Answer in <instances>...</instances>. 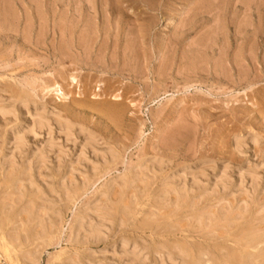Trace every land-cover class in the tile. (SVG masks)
Wrapping results in <instances>:
<instances>
[{
	"label": "rangeland",
	"instance_id": "374dc122",
	"mask_svg": "<svg viewBox=\"0 0 264 264\" xmlns=\"http://www.w3.org/2000/svg\"><path fill=\"white\" fill-rule=\"evenodd\" d=\"M117 1L0 0V264H264V0Z\"/></svg>",
	"mask_w": 264,
	"mask_h": 264
},
{
	"label": "bare ground",
	"instance_id": "6f19581e",
	"mask_svg": "<svg viewBox=\"0 0 264 264\" xmlns=\"http://www.w3.org/2000/svg\"><path fill=\"white\" fill-rule=\"evenodd\" d=\"M116 1H117V0H116ZM121 1H122V0H121ZM189 1H190V0H189ZM29 2H30V1H29ZM117 2H118V1H117ZM119 2H120V1H119ZM125 2H126V0H125ZM136 2H138V1H136ZM163 2H164V1H163ZM163 2H162V3H163ZM91 3H92V2H91ZM107 3H108V2H107ZM152 3H153V2H152ZM212 3H213V2H212ZM101 4H102V3H101ZM108 4H109V3H108ZM111 4H112V3H111ZM103 5H104V4H103ZM129 5H130V4H129ZM160 5H161V3H160ZM93 6H94V5H93ZM101 6H102V5H101ZM165 6H166V5H165ZM201 6H202V5H201ZM212 6H213V5H212ZM212 6H211V7H212ZM82 7H83V6H82ZM94 7H95V6H94ZM102 7H103V6H102ZM107 7H108V6H107ZM109 7H110V6H109ZM136 7H137V6H136ZM199 7H200V6H199ZM92 8H93V7H92ZM194 8H195V7H194ZM208 8H210V7H208ZM99 9H100V8H99ZM192 9H193V8H192ZM205 9H206V8H205ZM109 10H110V9H109ZM121 10H122V9H121ZM158 10H159V9H158ZM177 10H178V9H177ZM93 11H94V10H93ZM141 11H142V10H141ZM209 11H210V10H209ZM94 12H95V11H94ZM119 12H120V11H119ZM121 12L123 13V11H121ZM206 12H207V11H206ZM96 13H97V12H96ZM102 13H103V12H102ZM209 13H210V12H209ZM81 14H82V13H81ZM146 14H147V13H146ZM92 15H93V14H92ZM193 15H194V14H193ZM97 16H98V15H96V17H97ZM120 16H121V13H120ZM143 16H144V15H143ZM197 16H198V15H197ZM129 17H130V16H129ZM146 17H147V16H146ZM192 17H193V16H192ZM134 19H135V18H134ZM192 19H193V18H192ZM192 19H191V20H192ZM137 20H138V19H137ZM144 20H145V19H144ZM146 21H147V20H146ZM188 21H189V20H188ZM85 22H86V21H85ZM192 22H193V21H192ZM94 23H95V22H94ZM84 24H86V23H84ZM140 25H141V24H140ZM146 29H147V28H146ZM258 30H259V29H258ZM142 32H143V31H142ZM140 33H141V32H140ZM148 33H149V32H148ZM89 40H90V39H89ZM125 51H126V50H125ZM64 57H65V56H64ZM85 60H86V59H85ZM81 69H82V68H81ZM63 74H64V73H63ZM65 74H66V73H65ZM60 77H61V76H60ZM65 77H66V76H65ZM62 79H63V78H62ZM54 81H55V80H54ZM52 83H53V82H52ZM79 83H80V82H79V79H78L75 75H73V73H70V75L68 74V77H67V85H68V86H71V87H72V86L78 85ZM30 87H31V85H30ZM46 87H47L46 91L50 92V91L52 90L53 92H57L56 95H58L59 98H61L62 100H68V99H70L69 91H67V90L65 89V87H63V85L60 84L59 82H55L52 86H46ZM26 90H27V89H26ZM49 90H50V91H49ZM99 90H100V89H99ZM79 91H80V88H79ZM48 92H47V93H48ZM79 93H80V92H79ZM20 96H21V95H20ZM93 97H98V98H99V97H101V95H94ZM112 97H113V99H121V98H122L120 92L115 93ZM23 100H24V99H23ZM30 100H31V99H30ZM33 101H34V100H33ZM2 105H3V104H2ZM2 105H1V106H2ZM4 105H5V104H4ZM21 105H22V104H21ZM27 105H28V104H27ZM18 106H19V105H18ZM8 108H11V107H8ZM4 109H5V108H4ZM6 109H7V108H6ZM6 109H5V110H6ZM17 109H18V108H17ZM32 109H33V108H32ZM0 110H1V108H0ZM8 110H9V109H8ZM11 110H12V108H11ZM11 110H10V111H11ZM3 111H4V110H2V113H3ZM12 111H13V110H12ZM18 111H19V110H18ZM8 112H9V111H7V113H8ZM13 112H14V111H13ZM15 112H16V111H15ZM38 112H39V111H38ZM18 113H19V112H18ZM39 113H41V111H40ZM39 113L37 114V111H36V112H35V115H37V116H36V117H32L31 119L34 118L33 121H35V123H32V124H34L35 127L37 126V130L39 129V130L41 131V130H43L44 127L46 128V126H49V125H51V124L49 123V121H50L49 119H50V118L48 119V117H49L48 115H46V116H48V117L45 116V114H44L45 112H42V115H41V114L39 115ZM57 113H58V112H57ZM5 114H6V113H5ZM10 114L13 115V113H11V112H10ZM10 114H9V118H10ZM16 114H17V113H16ZM7 115H8V114H6V116H7ZM14 115H15V114H14ZM14 115H13V117H14ZM20 115H21V114H20ZM28 115H29V114H28ZM6 116H5V117H6ZM5 117H4V118H5ZM7 117H8V116H7ZM23 117H24V116H23ZM20 118H21V117H20ZM2 119H3V118H2ZM36 119H37V120H36ZM58 120H60V119L58 118ZM15 121H16V120H15ZM31 121H32V120H31ZM33 121H32V122H33ZM50 122H51V121H50ZM65 122H66V121H65ZM65 122H64L65 125H62V124H61V125L58 124V125L61 126L62 129L64 128L63 131H64V130L66 131V132L64 131V132H65V135H66V137H69L68 139H69V141H70V140L72 139V137H70V136H74V132H75V131H74V128H75V127H73V124H72V125L69 124L68 121H67L66 123H65ZM57 123H58V122H57ZM57 123H56V124H57ZM59 123H61V122H59ZM34 125H32L31 128L29 127L30 130H28V131H30L31 133H33L34 135H36V134H35L36 129H35V127H33ZM74 125H75V124H74ZM59 126H58V127H59ZM7 127H8V126H7ZM32 127H33V128H32ZM50 127H51V126H49L48 129H51V130H52V127H51V128H50ZM61 127H59V128H61ZM29 128H28V129H29ZM76 128H78V126H77ZM31 129H34V130H33L34 132H32ZM26 130H27V129H26ZM26 130H23V131L27 132ZM78 130L80 131V133H81V132H84V133L86 132V130L83 129V127H82V128L80 127ZM84 130H85V131H84ZM49 131H50V130H48V133H49ZM30 132H27V133H24V134H23V132H21L22 135H20L19 133H17V134L20 135V137H21V138H19V139H22V138H24V137L27 136V135L24 136L25 134H28V133H30ZM37 132H38V131H37ZM37 132H36V133H37ZM76 132H77V131H76ZM84 133H83V135H84ZM86 133H87V134H85V138L87 139V144H91V145H92L94 142H95V144H96L97 141H94V140L96 139V138H95V135H94L92 132L89 133L88 131H87ZM51 134H52V133H51ZM51 134H50V136H51ZM78 134H79V132H78ZM78 134H77V135H78ZM31 135H32V134H31ZM83 135H82V136H83ZM86 135H88L89 137H86ZM93 135H94V136H93ZM22 136H23V137H22ZM78 136H79V135H78ZM14 137H15V139H18V138H16V136H14ZM66 137H65V138H66ZM73 138H74V137H73ZM94 138H95V139H94ZM15 139H14V140H15ZM19 139H18V141H19V142H22V141H20ZM52 139H53V138H52V136H51L50 140H48V141H49L48 143H51V144H49L50 147H51V146H52V147L54 146ZM237 139H238V138H237ZM23 140H24V139H23ZM238 140H240V138H239ZM15 141H16V140H15ZM66 141H67V140H66ZM74 141H75V140H74ZM13 142H14V141H13ZM13 142H12V143H13ZM24 142L28 143L27 140H26V138H25V141H24ZM24 142H23V143H24ZM70 142H72V141H70ZM75 142H76V141H75ZM75 142H72V143H75ZM16 143H17V146H18V144H20V143H18L17 141H16ZM23 143H21V144H23ZM48 143H47V144H48ZM234 143H235V141H234ZM240 143H241V142H240ZM240 143H238V141H237L236 144H238L239 147H240V146H241ZM14 144H15V143H14ZM21 144L18 146L19 149H20V148L23 149V148L26 147V146H22ZM242 144H244V143H242ZM23 145H25V143H24ZM44 145H45V144H44ZM55 145H56V144H55ZM85 145H86V144H85ZM91 145H90L89 147H92V148H93L94 145H92V146H91ZM234 145H235V144H234ZM15 146H16V144H15ZM21 146H22V147H21ZM83 146H84V145H83ZM96 146H97V144H96ZM13 147H14V146H13ZM47 147H48V146H47ZM86 147H87V145L85 146V148H86ZM235 147H236V146H235ZM55 148H56V147H55ZM83 148H84V147H83ZM236 148H237V147H236ZM241 148H242V147H241ZM43 149H44V147H43ZM46 149H47V148H46ZM50 149H51V148H50ZM52 149H53V148H52ZM237 149H238V148H237ZM239 149H240V148H239ZM47 150H48V149H47ZM62 150H63V149H62ZM50 151H51V150H50ZM240 151H241V150H240ZM109 152H110V150H109ZM115 152H116V150H115ZM31 153H32V152H31ZM117 154H118V153H117ZM32 155H33V154H32ZM46 155H47V154H46ZM107 155H108V154H107ZM111 155H112L111 158H113V157H114V152H112ZM115 155H116V154H115ZM34 156H35V155H34ZM37 156H38V155H37ZM40 156H41V155H40ZM115 157H116V156H115ZM115 157H114V160L117 159V158H115ZM118 157H119V156H118ZM107 158H108V157H107ZM104 159H105V158H104ZM114 160H113V161H114ZM106 161H107V159H106ZM116 161H117V160H116ZM103 162H104V161H103ZM103 164H104V163H103ZM225 169H226V167H225ZM248 169H249V168H248ZM226 170H227V169H226ZM247 171H248V170H247ZM250 171H251V170H250ZM256 171H257V170H256ZM256 171H255V172H256ZM222 172H223V171H222ZM226 172H227V171H226ZM247 173H248V172H247ZM224 174H225V173H224ZM243 174H244V173H243ZM221 175H222V174H221ZM221 175H220V176H221ZM240 175H242V174H240ZM248 175H250V174H248ZM255 175H256V174H255ZM255 175L253 174V176H255ZM257 175H258V174H257ZM185 176H186V175H185ZM246 176H247V175H246ZM251 176H252V174H251ZM253 176H252V177H253ZM258 176H259V175H258ZM122 177H124V176H122ZM122 177H121V178H122ZM223 177H224V176H223ZM223 177H222V178H223ZM229 177H230V176L228 175V178H229ZM218 178H219V177H218ZM218 178H217V179H218ZM228 178H227V179H228ZM253 178H254L253 180H252V178H251V182H252L253 185L256 184V183L261 179V178L258 179V177H257V180H258V181H257L255 177H253ZM124 179H125V178H123L122 180H124ZM223 179H224V178H223ZM119 180H121V179L119 178ZM194 180H195V179H194ZM240 180H241V179H240ZM116 181H117V180H116ZM126 181H127V180H124V182H126ZM220 181H221V180H220ZM220 181H218V182H220ZM225 181H226V179H225ZM225 181H224V183L227 182V181H226V182H225ZM243 181H245V180H243ZM216 182H217V181H216ZM216 182H214V183L216 184ZM221 182H223V181H221ZM230 182H232V180H231ZM241 182H242V181H241ZM224 183H222V184H224ZM123 184H125V183H123ZM229 184H230V183H229ZM250 184H251V183H250ZM199 185H200V184H199ZM199 185H198V186H199ZM213 185H214V184H213ZM218 185H219V183H218ZM231 185H232V184H231ZM257 185H258V184L254 185V186L257 187ZM214 186H215V185H214ZM214 186H213V187H214ZM221 186H222V185H221ZM223 186H224V185H223ZM254 186H253V187H254ZM184 187H185V186H184ZM216 187H217V186H216ZM216 187H215V188H216ZM227 187H228V186H227ZM229 187H230V186H229ZM226 189H227V188H226ZM255 189H256V188H255ZM64 202H65V201H64ZM261 214H262V213H261ZM209 216H211V214H209ZM209 216H208V217H209ZM212 217H213V216H212ZM214 217H215V216H214ZM77 218H78V217H77ZM201 218H202V217H201ZM203 218H204V217H203ZM75 220H76V219H75ZM79 220H80V219H79ZM82 220H83V219H82ZM206 220H210V218H209V219H206ZM83 221H85V220H83ZM205 222H206V221H205ZM78 224H79V223H78ZM80 224H81V223H80ZM93 226H94V225H93ZM93 226H92V227H93ZM90 227H91V226H90ZM94 227H95V226H94ZM97 228H98V226H97ZM95 229H96V228H94V230H95ZM247 229H248V228H247ZM254 229H255V228H254ZM98 230H99V229H98ZM101 230H102V229H100L99 231H101ZM258 230H259V229H258ZM263 231H264V230H263ZM43 232H44V231H43ZM102 232H104V231L102 230ZM258 232H259V231H258ZM241 233H242V232H241ZM241 233H240V234H241ZM6 234H7V233H6ZM99 234H100V233H99ZM101 235L103 236V234H101ZM95 236H97V235H95ZM242 236H243V234L241 235V237H242ZM97 237H99V236H97ZM239 237H240V236H238V238H239ZM244 237H245V236H244ZM248 237H249V236H248ZM233 238H234V237H233ZM249 238H250V237H249ZM251 238H252V237H251ZM96 239H97V238H96ZM234 240H235V239H234ZM246 240H247V239H246ZM122 241H123V240H122ZM238 241H239V239H238ZM256 241H257V240H256ZM235 242H236V241H235ZM258 243H259V242H258ZM19 245H20V244H19ZM180 245H181V244H180ZM239 245H240V244H239ZM0 246H1V245H0ZM15 246H16V245H15ZM21 246H22V245H21ZM181 246H183V244H182ZM185 246H187V245H185ZM185 246H184V247H185ZM174 247H175V246H174ZM136 248H137V247H136ZM194 248H195V247H194ZM235 248H236V247H235ZM237 248H238V247H237ZM20 249H21V248H20ZM134 249H135V248H134ZM13 250H14V249H13ZM136 250H137V249H136ZM173 250H176V249H173ZM180 250H181V249H180ZM185 250H186V249H185ZM189 250H190V249H189ZM192 250H193V249H192ZM234 250L236 251V249H234ZM243 250H244V249H243ZM5 251H6V252H9L7 248H5ZM157 251H158V250H157ZM178 252H179V251H178ZM182 252H183V251H182ZM186 252H187V251H186ZM219 252H220V251H219ZM238 252H239V251H238ZM168 253H169V252H168ZM168 253H166V255H167ZM189 253H191V252H189ZM193 253H194V252H193ZM197 253H198V252H197ZM199 253H200V252H199ZM221 253H222V252H221ZM251 253H252V252H251ZM251 253H249V254H251ZM132 254H133V253H132ZM160 254H161V253H160ZM172 254H173V253H172ZM172 254H171V255H172ZM18 255H20V254H18ZM161 255H162V254H161ZM169 255H170V254H169ZM174 255H175V254H174ZM198 255H199V254H198ZM251 255H252V254H251ZM59 256H60V255H59ZM135 256H136V253H135ZM139 256H140V255H139ZM144 256H145V255H144ZM167 256H168V255H167ZM178 256H179V255H178ZM185 256H186V254H185ZM237 256H238V255H237ZM146 257H147V256H145V258H146ZM168 257H169V256H168ZM181 257H182V256H181ZM241 257H242V256H241ZM170 258H171V257H170ZM186 258H187V256H186ZM239 258H240V256H239ZM137 259H139V258H137ZM137 259H136V260H137ZM184 259H185V258H184ZM245 259H247V258H245ZM189 260H190V259H189ZM256 260H257V259H256ZM69 261H70V259H69ZM138 261H139V260H138ZM145 261H146V259H145ZM182 261H183V260H182ZM185 261H186V260H185ZM192 261H193V260H192ZM247 261H248V260H247ZM249 261L251 262V260H249ZM249 261H248L247 263H249ZM175 262H176V261H175ZM235 262H236V261H235ZM176 263H177V262H176ZM176 263H175V264H176ZM189 263H190V262H189ZM236 263H237V262H236ZM253 263H254V262H253ZM144 264H146V263H144ZM182 264H183V262H182ZM192 264H193V263H192ZM195 264H196V263H195ZM255 264H256V263H255Z\"/></svg>",
	"mask_w": 264,
	"mask_h": 264
}]
</instances>
